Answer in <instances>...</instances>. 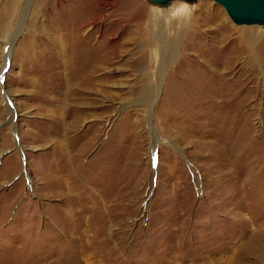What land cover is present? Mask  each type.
Here are the masks:
<instances>
[{"label": "rangeland", "instance_id": "obj_1", "mask_svg": "<svg viewBox=\"0 0 264 264\" xmlns=\"http://www.w3.org/2000/svg\"><path fill=\"white\" fill-rule=\"evenodd\" d=\"M108 1L77 34L101 66L56 107L66 11L0 0V264H264V25L137 0L123 27Z\"/></svg>", "mask_w": 264, "mask_h": 264}, {"label": "bare ground", "instance_id": "obj_2", "mask_svg": "<svg viewBox=\"0 0 264 264\" xmlns=\"http://www.w3.org/2000/svg\"><path fill=\"white\" fill-rule=\"evenodd\" d=\"M96 1L97 0H63V2L61 1L62 3H59L60 2L59 0H54L55 5L58 6V4H60L61 9L66 11L65 17L62 18V21H67V23L61 29H65L68 31V38H69V43L67 45L68 53H69V61L68 58H65L64 55V57H61L60 59L56 60L54 63L55 74H52V76H54L55 79L59 80L56 83V86L59 87V91H60L58 98L55 101L56 107L59 106L57 103L67 98L68 96L67 94L70 93V86L76 85L79 88L83 89V86L88 85L90 83L89 80L91 79L90 78L88 81L85 80L86 77L85 74H87V76H90L92 72L99 69V67L101 66L100 64L101 55L98 52L99 47L93 42V40L86 38L81 39L77 36L79 29L81 28V25H83L85 22H87L90 19H94V20L102 19L103 12L100 7L96 6L97 3ZM98 1H102L101 4L104 6L112 5V3L109 2L108 0H98ZM116 2H117V9L121 11L122 14L119 23L122 24L123 27L126 25L123 24L121 21H126L127 19H129L131 12L132 14L138 13L139 11L141 12L142 8H140L141 5L139 6L137 5V0H116L115 3ZM166 11H164L163 16L157 15L155 13L150 14V26L154 28L155 37L159 40L161 46V67H164L165 65L169 64L172 61L179 42V36L177 34H175L176 36L173 37H167L164 34L163 31L165 24L164 20L167 19ZM55 37L59 38L60 36L55 35ZM246 39L251 42L249 49L253 50L254 45L259 40V37L253 35L247 37ZM60 45L63 47L61 41H60ZM8 59H9V55L6 56V62ZM69 67H71L70 70ZM149 89L150 88L148 87L147 90ZM75 91L76 93H81V91L78 88L77 90L75 89ZM66 100H68V98Z\"/></svg>", "mask_w": 264, "mask_h": 264}, {"label": "water", "instance_id": "obj_3", "mask_svg": "<svg viewBox=\"0 0 264 264\" xmlns=\"http://www.w3.org/2000/svg\"><path fill=\"white\" fill-rule=\"evenodd\" d=\"M166 4L171 0H149ZM195 1V0H185ZM221 5L235 24L264 25V0H214Z\"/></svg>", "mask_w": 264, "mask_h": 264}, {"label": "clouds", "instance_id": "obj_4", "mask_svg": "<svg viewBox=\"0 0 264 264\" xmlns=\"http://www.w3.org/2000/svg\"><path fill=\"white\" fill-rule=\"evenodd\" d=\"M178 14H185L190 17L191 11L186 2H181L179 7L175 8V10L171 12V15L174 17Z\"/></svg>", "mask_w": 264, "mask_h": 264}]
</instances>
